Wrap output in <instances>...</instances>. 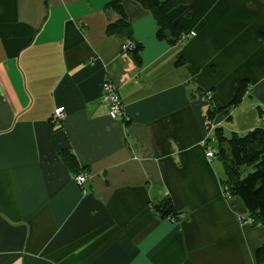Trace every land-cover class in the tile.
<instances>
[{
    "label": "crops",
    "instance_id": "0c3cea01",
    "mask_svg": "<svg viewBox=\"0 0 264 264\" xmlns=\"http://www.w3.org/2000/svg\"><path fill=\"white\" fill-rule=\"evenodd\" d=\"M108 1L0 0V264H257L264 227L225 195L204 121L217 110L226 136L262 124L264 0H180L175 44L137 0L121 3L130 34L110 32ZM164 196L185 218L153 209Z\"/></svg>",
    "mask_w": 264,
    "mask_h": 264
},
{
    "label": "trees",
    "instance_id": "16d2710c",
    "mask_svg": "<svg viewBox=\"0 0 264 264\" xmlns=\"http://www.w3.org/2000/svg\"><path fill=\"white\" fill-rule=\"evenodd\" d=\"M123 0H109L107 6L114 8L120 14V19L109 24L108 30H124L130 34V26L125 13L122 10ZM152 13L157 25V38L167 40L175 44L181 34V28L173 24L168 17L169 10L176 6L180 0H137ZM259 37L264 40V24L258 30ZM141 46L133 42L131 49L133 58L137 64L140 62ZM177 63H183L178 59ZM246 89L244 80L231 104L237 103ZM217 110H209L206 118L212 120ZM216 142L211 144L214 157L222 164L223 176L221 183L228 196L239 197L253 223H259L264 227V128L254 127L244 133H232L226 136L221 128H216ZM61 160L71 170L78 168L75 155L68 148L59 151ZM154 210L162 217L174 215V207L171 199L165 197L153 205ZM257 264H264V238L263 242L255 250Z\"/></svg>",
    "mask_w": 264,
    "mask_h": 264
},
{
    "label": "built area",
    "instance_id": "2783aa9c",
    "mask_svg": "<svg viewBox=\"0 0 264 264\" xmlns=\"http://www.w3.org/2000/svg\"><path fill=\"white\" fill-rule=\"evenodd\" d=\"M189 34L194 35L192 32H189ZM132 46L133 44L131 42H126L123 43L121 47L131 49ZM101 93L108 104L109 117L116 118L118 116L123 115V102L116 86H114L111 82L104 81L101 85ZM53 114L54 116L51 118L52 121L56 122L61 120L64 117L63 106L55 108ZM262 123L264 127V112L262 114ZM212 140L214 142L213 137ZM205 157H207L208 159L214 157L211 143H206L205 145ZM74 178L78 184H82L87 179V174L85 172H79L75 175Z\"/></svg>",
    "mask_w": 264,
    "mask_h": 264
},
{
    "label": "rangeland",
    "instance_id": "374dc122",
    "mask_svg": "<svg viewBox=\"0 0 264 264\" xmlns=\"http://www.w3.org/2000/svg\"><path fill=\"white\" fill-rule=\"evenodd\" d=\"M192 33H194V32H192ZM213 120H214V117H213ZM213 120L211 121V120H208L206 117H205V127L207 128V135H209V130H210V128H211V130L210 131H212V135H211V137L210 136H208V138L205 140V142H204V144L206 145V143H211L213 140H212V137L214 138V143L216 142V136H215V131H216V128H215V126L216 125H213ZM219 128V127H218ZM221 128H222V132H223V126H221ZM224 133V132H223ZM227 134L230 136L231 134H230V132H228L227 131ZM227 135V136H228ZM212 158H210L209 160H211ZM223 191H224V189H223ZM224 193H225V191H224ZM225 195L229 198L230 196H228V194H226L225 193ZM166 196H164V197H162V198H165ZM161 199V198H160ZM159 199V200H160ZM158 200V201H159ZM158 201H156V202H158ZM156 202H153V201H151V203H150V205H152V207H153V205L156 203ZM174 207V206H173ZM154 209V208H153ZM174 215H168V216H166L165 218H167L166 219V221H168V222H171V223H174V222H177V221H179L180 219H182V218H185V216H186V212L184 211H177L175 208H174ZM159 214V213H158ZM249 215V214H248ZM246 220H248V221H250V222H253V219L251 218V216L249 215V217L246 219ZM254 224H259V223H254ZM259 225H261V224H259Z\"/></svg>",
    "mask_w": 264,
    "mask_h": 264
},
{
    "label": "clouds",
    "instance_id": "9594fccd",
    "mask_svg": "<svg viewBox=\"0 0 264 264\" xmlns=\"http://www.w3.org/2000/svg\"><path fill=\"white\" fill-rule=\"evenodd\" d=\"M189 35H191V34H189ZM131 43L133 44V42H131ZM132 48H133V46H132ZM132 48H131V49H132ZM131 49H130V50H131ZM263 112H264V110H263V111H261V114H263ZM261 119H262V115H261ZM260 127L264 128V127H263V123L261 124V126H260Z\"/></svg>",
    "mask_w": 264,
    "mask_h": 264
}]
</instances>
